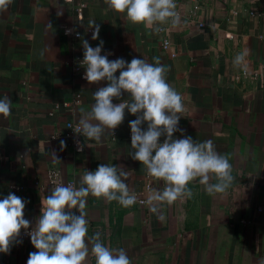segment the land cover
<instances>
[{"label": "crops", "instance_id": "0c3cea01", "mask_svg": "<svg viewBox=\"0 0 264 264\" xmlns=\"http://www.w3.org/2000/svg\"><path fill=\"white\" fill-rule=\"evenodd\" d=\"M176 3L181 24L156 32L131 23L105 0H8L0 10V97L13 103L10 115L0 116V199L10 192L24 198L34 227L41 198L51 193L47 170L59 169L79 186L87 170L115 164L128 173L137 202L126 208L89 195L88 235L100 232L131 264H264V0ZM94 24L110 60L139 57L165 67L167 82L184 98L180 128L197 142L211 139L232 165L234 181L225 193L210 195L193 181L191 198L161 207L163 221L151 213L149 191L164 183L132 159L129 121L136 117L127 111L115 135L86 141L91 147L80 136L84 150L75 149L69 126L91 111L93 93L108 83H90L73 70V59L83 56L81 39L93 47L100 42L92 40ZM63 26H77L82 37L66 35ZM166 39L169 50L162 47ZM245 49L247 74L233 64ZM33 251L21 229L9 252L0 253V264H26Z\"/></svg>", "mask_w": 264, "mask_h": 264}, {"label": "clouds", "instance_id": "9594fccd", "mask_svg": "<svg viewBox=\"0 0 264 264\" xmlns=\"http://www.w3.org/2000/svg\"><path fill=\"white\" fill-rule=\"evenodd\" d=\"M105 3L110 9L125 14L131 23L143 24L156 32L163 25L181 24L176 0H105ZM7 6L8 0H0V10ZM94 26L92 40H98L100 26ZM81 43L83 59L79 63L85 69L83 78L90 83H108L93 93L95 102L91 111L69 127L91 147L86 141L99 143L105 133L115 135L126 111L136 117L129 121L134 149L131 157L142 163L149 177L164 183L163 188L149 191L146 200L149 211L163 221L161 207L191 198L188 185L193 181L203 185L210 195L225 193L234 181L232 165L216 150L211 139L197 142L180 128L184 98L167 82L165 67L139 57L130 62L123 57L110 60L111 52L102 54V39L96 47L87 39L82 38ZM247 56L245 49L233 60L234 66L245 74ZM124 93L128 94L127 99H122ZM114 98L120 102L114 103ZM12 103L9 96L0 97V116L10 115ZM77 143L78 150L83 151L85 144ZM61 146H66L64 141ZM54 158L58 159L56 155ZM127 176L120 166L102 163L94 171L87 170L79 178V186L55 182L51 193L41 198L42 207L34 227L25 218L27 201L13 192L8 193L0 199V253L9 252L23 229L38 250L29 253L26 264H89L90 256L95 258V264H131L126 251L106 246L100 232L88 235L85 211L89 195L117 201L122 207L133 206L137 195L126 183Z\"/></svg>", "mask_w": 264, "mask_h": 264}, {"label": "built area", "instance_id": "2783aa9c", "mask_svg": "<svg viewBox=\"0 0 264 264\" xmlns=\"http://www.w3.org/2000/svg\"><path fill=\"white\" fill-rule=\"evenodd\" d=\"M85 7V5H82L79 9V11H82L83 8ZM63 30L65 32L66 35L74 38V39H80L82 37V33L80 31V29L77 26H70V27H64L63 26ZM77 33H79V35H77ZM162 47L164 50H169L171 47V43L166 39L163 41L162 43ZM83 59V56H77L73 59V70L76 74L80 75L81 77H84V72L85 69L80 65V61ZM78 102V101H77ZM76 124H74L73 126H75ZM80 136L74 132L73 128L71 130V133L69 134V137L73 140V145L75 147V149L77 151L78 150V143L77 141H79L80 143ZM47 180L49 183V189L50 191L52 190V188L54 187V183L55 182H62V183H73V182H67L65 181V179L63 178V174L59 169H49L47 170ZM74 184V183H73Z\"/></svg>", "mask_w": 264, "mask_h": 264}]
</instances>
